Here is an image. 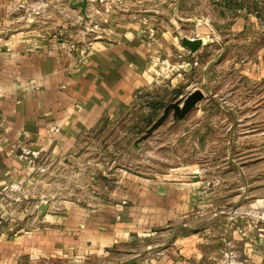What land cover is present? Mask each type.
Here are the masks:
<instances>
[{
	"label": "crops",
	"instance_id": "obj_1",
	"mask_svg": "<svg viewBox=\"0 0 264 264\" xmlns=\"http://www.w3.org/2000/svg\"><path fill=\"white\" fill-rule=\"evenodd\" d=\"M126 1L72 38V22L101 4L87 0L81 12V0H0V264H227L225 252L232 264H264L262 2L250 11L203 0L229 23L208 29L209 42L191 54L181 39L200 38L202 21L179 15L184 0ZM205 47L215 52L202 69H223L224 89L200 90L190 128L176 133L202 157L191 169L175 178L99 170L55 190L59 166L68 173L79 163L86 137L176 91Z\"/></svg>",
	"mask_w": 264,
	"mask_h": 264
},
{
	"label": "rangeland",
	"instance_id": "obj_2",
	"mask_svg": "<svg viewBox=\"0 0 264 264\" xmlns=\"http://www.w3.org/2000/svg\"><path fill=\"white\" fill-rule=\"evenodd\" d=\"M103 1L106 3L108 2V0ZM103 1L97 2V4H101L103 8L95 6L94 9L96 11H92L93 16L90 17L89 20L84 18V20L72 22L73 26L70 27L72 29V38L80 37L78 32L81 30H83V32H85L84 29L91 31L97 29L100 25H104L102 22H104L105 17H102V13L108 15L114 14L115 7L121 10L122 6L127 4L126 0H122L120 4L112 0L114 3H109L108 11L105 12L104 7L106 5H104ZM228 1H231V3L223 7L226 8L236 4L237 6L243 5L246 9L254 11L259 1V3L262 2L261 4L264 8V0ZM172 8L173 7H169L168 13L172 14ZM178 10L180 12L179 15H181L183 19L191 16L204 23L202 25V23L198 22L200 25L198 26L197 33L203 44L209 42V34L212 32L208 33V29L219 32L228 27L229 21L221 14L222 11H224L222 7H215L210 1L184 0V2L178 6ZM225 13L229 14L228 12ZM229 18H232L230 14ZM183 30L184 33L188 35L193 29H191V26L185 25ZM89 37L92 36L90 35ZM246 50H248L247 52L250 54V51H253L254 48L248 47ZM214 52V47H211V51H208V48L205 47L204 53L199 55L196 59L190 60L192 69L187 74V77L184 78V84L176 91H161L152 99L151 107L148 108V110H144V106L142 105L144 101H141L142 103L136 105L128 116H125L115 123L106 124L101 131L86 137L88 142L87 145L76 150L75 153V156L80 159L79 163L73 167H69L68 173L67 169L62 171V167L59 166V172L61 171L62 173H59V178L55 180V190L59 192L72 187V183H68L67 179H65L68 176L76 175V178H80V176L85 177L87 173L94 174L99 170L103 173L105 172V175L115 169V171H133L139 174L170 175L172 178H175V175L184 173V171L187 172V170L191 169L192 163H197L202 157L198 150L192 148V137L186 142L177 143L176 133L178 131L181 133L185 123V126H187L186 128H190L192 124V111L185 117L186 121L178 125L179 127L172 125L171 118H168L157 130H155L152 137L138 145V149H135L134 142H136L144 131L160 116L163 108L167 104L184 97L192 87L203 91V93H208L210 91H217V93L223 92L224 79L222 76L224 70L220 68H218V70H214L213 68L210 70L207 68L202 69L204 63ZM237 76L238 74L233 77ZM215 77L221 79L215 80ZM146 102L150 101L147 100ZM210 109L212 111L214 110L212 106ZM213 138L217 145L214 158L222 159L227 152V149H225L226 146L223 145V134L217 131L216 134H213ZM235 149L236 146L232 147L233 153ZM221 184H223V182H217V187L219 188V186H222Z\"/></svg>",
	"mask_w": 264,
	"mask_h": 264
},
{
	"label": "water",
	"instance_id": "obj_3",
	"mask_svg": "<svg viewBox=\"0 0 264 264\" xmlns=\"http://www.w3.org/2000/svg\"><path fill=\"white\" fill-rule=\"evenodd\" d=\"M96 2L103 1V0H95ZM87 0H81L79 4L76 6L81 9L83 12L86 6ZM181 45L189 51V53L193 54L197 52L201 46L203 45L200 38L194 39H181ZM204 99L203 93L198 89H192L189 91L184 97L167 104L160 116L144 131L142 136L134 142L135 149H138V145L148 138L152 137L155 130H157L168 118H171L173 122L180 121L185 118L202 100ZM193 181H197L198 178L193 176L191 178ZM47 210L46 204H41L38 207V211L40 216H44Z\"/></svg>",
	"mask_w": 264,
	"mask_h": 264
},
{
	"label": "built area",
	"instance_id": "obj_4",
	"mask_svg": "<svg viewBox=\"0 0 264 264\" xmlns=\"http://www.w3.org/2000/svg\"><path fill=\"white\" fill-rule=\"evenodd\" d=\"M2 92H1V90H0V94H1ZM41 171H43L42 169H41ZM18 186H11V190H14V191H18ZM263 216V218H264V215H262ZM223 257L225 258V260L227 261V264H232V259H233V254H232V252H225L224 254H223Z\"/></svg>",
	"mask_w": 264,
	"mask_h": 264
},
{
	"label": "trees",
	"instance_id": "obj_5",
	"mask_svg": "<svg viewBox=\"0 0 264 264\" xmlns=\"http://www.w3.org/2000/svg\"><path fill=\"white\" fill-rule=\"evenodd\" d=\"M228 1V0H227ZM229 3H231V2H229ZM236 6V5H235Z\"/></svg>",
	"mask_w": 264,
	"mask_h": 264
}]
</instances>
